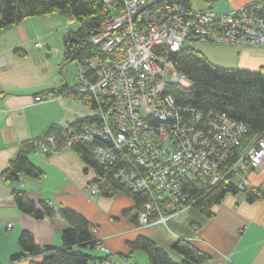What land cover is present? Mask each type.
<instances>
[{
    "label": "built area",
    "instance_id": "obj_1",
    "mask_svg": "<svg viewBox=\"0 0 264 264\" xmlns=\"http://www.w3.org/2000/svg\"><path fill=\"white\" fill-rule=\"evenodd\" d=\"M101 1L118 14L94 33L91 43L99 52L76 63L79 83L69 89L92 114L62 137L38 136L33 152L48 155L82 142L91 145L99 164L118 165L114 177L122 185L145 194L138 220L146 227L166 224L193 207L186 190L190 182L215 185L232 176L246 189L251 170L264 164V134L239 149L246 124L224 112L179 104L168 86L189 88L191 81L170 56L188 42L264 46V0L227 12L189 10L179 1L144 10L153 0ZM63 95L49 89L33 100ZM89 188L93 194L101 191L97 183ZM98 243L108 254L109 248ZM103 263L116 264L110 257Z\"/></svg>",
    "mask_w": 264,
    "mask_h": 264
},
{
    "label": "crops",
    "instance_id": "obj_2",
    "mask_svg": "<svg viewBox=\"0 0 264 264\" xmlns=\"http://www.w3.org/2000/svg\"><path fill=\"white\" fill-rule=\"evenodd\" d=\"M248 2L251 0H191L194 10L212 7L221 12ZM194 3L199 8H194ZM76 22L59 14L43 15L0 30V264H27L24 259L12 258L23 250L19 242L22 231L32 232L39 246H61L62 232L70 226L59 212L52 218L41 219L24 213L15 202L14 188L23 189L35 202L50 203L56 211L65 206L80 212L93 224V232L97 229L96 238L109 248V257L116 264H141L142 260L151 264L146 252L133 250L129 245L140 235L152 238L177 261L182 256L173 251V245L177 239L187 238L211 255L206 264H264V199L249 202L243 191L228 194L214 205L211 217L200 211L193 213L191 208L188 215H184L186 211L166 224L146 227L139 223V209L129 194L117 191L108 196L104 191L91 192L89 184L96 177L95 169L87 171L85 161L74 148L48 155L39 151L30 153L29 159L42 171L39 177L23 175L16 182L4 178L3 172L23 143L38 138L53 125L69 128L92 114L69 93L53 100L36 103L33 100L51 88L76 85L65 66L64 44L67 32L80 27L72 28ZM217 46L226 48L220 51V56L229 59V65L220 57L216 62L206 55L218 65L250 70L264 67V46L242 49L226 44ZM254 173L250 174V181L259 186L264 170ZM8 222L12 228L8 229Z\"/></svg>",
    "mask_w": 264,
    "mask_h": 264
},
{
    "label": "trees",
    "instance_id": "obj_3",
    "mask_svg": "<svg viewBox=\"0 0 264 264\" xmlns=\"http://www.w3.org/2000/svg\"><path fill=\"white\" fill-rule=\"evenodd\" d=\"M174 1L182 2L189 10H194L191 0H167V3ZM54 14L78 21L80 27L76 31L67 32L64 38L67 48L66 59L78 62L99 52L98 47L91 43V39L94 33L118 12H114L101 0H0V30L11 24L22 23L27 18ZM170 58L176 69L191 81L189 88L173 84L168 86L179 104L192 105L205 112L212 110L224 112L233 120L246 124L248 132L239 149L255 140L260 133L264 134V67L250 70L218 65L189 42L173 52ZM70 88L63 85L51 90L68 94L71 92ZM83 121L86 119L70 125L69 128L53 125L46 133L53 132L56 136L62 137L64 133L76 130ZM33 142L30 140L20 146L16 157L3 172L6 180L16 182L28 174L41 176V169L29 159L34 149ZM73 148L85 161L87 171L89 168L95 169L96 177L89 185L97 183L99 189L108 196L123 191L135 200L136 207L140 210L148 199L142 192H133L114 177L117 164L104 166L99 164L92 154V146L83 142L75 144ZM186 190L190 193L192 206L197 207L207 217L213 216L214 205L222 202L228 194L236 195L243 191L249 202L264 199V183L259 186L250 185L242 190L238 178L232 176L215 185L193 181L187 184ZM12 192L15 202L24 213L41 219L52 218L59 212L62 219L70 223L62 232L61 246H39L32 232L22 231L19 242L23 250L12 256L13 261L24 259L27 264H89L90 261L103 262L108 259L109 254L106 256L95 254L99 240L93 232V224L80 212L65 206L56 211L48 202L43 200L35 202L21 188H14ZM129 245L133 250L146 252L151 264H206L211 259L209 253L195 246L187 238L177 239L172 248L182 256L180 261L173 259L168 251L148 236L140 235L136 240L130 241Z\"/></svg>",
    "mask_w": 264,
    "mask_h": 264
},
{
    "label": "rangeland",
    "instance_id": "obj_4",
    "mask_svg": "<svg viewBox=\"0 0 264 264\" xmlns=\"http://www.w3.org/2000/svg\"><path fill=\"white\" fill-rule=\"evenodd\" d=\"M194 8H199V5L198 4H195L194 3ZM219 9H221V8H218V10ZM220 11H222V10H220ZM228 10H226L225 12H227ZM79 27V24H78V22H76L75 23V25L72 27V28H74V29H77ZM197 50H200V51H202V52H204V53H206L208 56H210V58L211 59H213V60H215L216 62H219L220 60L222 61V62H224V63H229V59H227V58H224V57H221L220 55H222L221 54V52L220 51H222V50H224V49H226L225 47H223V46H220V47H218L217 45H215V44H209V45H206V44H203V43H201V42H198V43H191ZM222 58V59H224V60H222V59H220V58ZM220 59V60H219ZM215 62V63H216ZM76 63H77V61H68L67 60V64L65 65L66 66V69H70V73L73 75V77L75 78V80H76V85L79 83V80H78V78H77V71H76V69H75V66H76ZM220 64V63H219ZM221 65H223V64H221ZM229 65V64H228ZM227 66V65H226ZM74 78H72V79H74ZM73 81V80H72ZM75 86V85H74ZM264 170V164L262 165V166H260V167H258L257 169H252L251 170V172H250V174H252V175H254V174H256V173H254V172H257V174H258V172H261V171H263ZM250 174H249V181H250ZM264 176H261V178H260V183L262 184V183H264V178H263ZM251 182V181H250ZM250 185H253V183L251 182L250 183ZM249 185V186H250ZM248 188V187H247ZM242 190H245V189H242ZM239 193H242V191H240ZM190 210V209H189ZM188 211V210H187ZM192 211H193V213L194 212H198L199 213V209L197 208V207H193L192 208ZM186 212V211H185ZM191 211H188L187 213H185L184 215H188L189 213H190ZM162 224V223H161ZM165 224V223H164ZM142 251V250H141ZM96 254L98 253L99 255H102V252H103V254H105V251H103V250H101V249H99L98 248V250H96V251H94ZM143 253H145V252H143ZM141 260V259H140ZM90 262H93V261H90ZM141 264H146L145 262H144V260H142L141 262H140ZM104 264V263H103Z\"/></svg>",
    "mask_w": 264,
    "mask_h": 264
},
{
    "label": "water",
    "instance_id": "obj_5",
    "mask_svg": "<svg viewBox=\"0 0 264 264\" xmlns=\"http://www.w3.org/2000/svg\"><path fill=\"white\" fill-rule=\"evenodd\" d=\"M163 1H165V0H153L152 2H150L149 4H147L145 7H143L142 10L152 7V5H155V4H158V3H162ZM211 1H212V2H217L218 0H211ZM142 10H141V11H142ZM141 11H140V12H141ZM73 60H74V59H73ZM73 60H72V61H73Z\"/></svg>",
    "mask_w": 264,
    "mask_h": 264
}]
</instances>
